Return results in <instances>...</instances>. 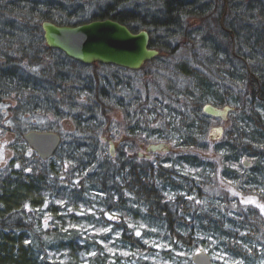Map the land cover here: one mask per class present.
Wrapping results in <instances>:
<instances>
[{
  "label": "trees",
  "instance_id": "obj_1",
  "mask_svg": "<svg viewBox=\"0 0 264 264\" xmlns=\"http://www.w3.org/2000/svg\"><path fill=\"white\" fill-rule=\"evenodd\" d=\"M92 8L100 11L89 16ZM106 19L149 32L160 54L199 40L200 68L176 67L188 87L153 99L149 91L144 99L117 97L116 77L88 76V66L43 38V22ZM6 103L15 104L14 125L33 113L71 130L48 161L25 143L26 130L9 142L0 171V264H193L200 250L212 264H264L260 211L213 194L223 180L264 206V0H145L142 7L135 0H0V106ZM206 105L233 109L216 141ZM115 111L124 141L113 158L102 137L118 122ZM5 123L0 110V141L10 132ZM162 143L171 152L140 158L141 146ZM103 228L110 230L98 233Z\"/></svg>",
  "mask_w": 264,
  "mask_h": 264
},
{
  "label": "water",
  "instance_id": "obj_2",
  "mask_svg": "<svg viewBox=\"0 0 264 264\" xmlns=\"http://www.w3.org/2000/svg\"><path fill=\"white\" fill-rule=\"evenodd\" d=\"M41 28L48 48L59 51L68 59L85 66L100 64L139 71L146 63L160 55L159 51L150 47L151 38L147 31L133 33L128 27L110 19L94 20L79 26H58L43 22ZM232 111L230 107L220 109L213 105H206L203 109L206 116L223 121H227ZM215 132L222 134L223 129L219 128ZM23 138L28 147L43 161L54 157L62 145V136L56 132L32 131L24 134ZM113 147L110 142V153L114 158ZM146 151L151 154L168 153L171 148L162 143L151 145ZM244 165L247 168L251 166L249 162H244ZM192 262L212 264L210 256L204 250L196 253Z\"/></svg>",
  "mask_w": 264,
  "mask_h": 264
},
{
  "label": "rangeland",
  "instance_id": "obj_3",
  "mask_svg": "<svg viewBox=\"0 0 264 264\" xmlns=\"http://www.w3.org/2000/svg\"><path fill=\"white\" fill-rule=\"evenodd\" d=\"M135 1L138 2L141 7L145 5V0H135ZM254 1L256 0H252V1L247 0L248 3ZM99 11L100 10H98V8H92L89 13V16H91L92 14H97ZM152 12L153 11H151V13ZM193 27L195 31L198 30V26H193ZM159 35L160 34H157L156 36L160 37ZM198 42L199 40L195 43H190V44L179 42L177 45L178 49L173 54H160L159 57L162 59L161 61L154 63L155 61L154 59L153 61H151L150 64L146 63L145 66L139 71H130V70L122 71V69L120 68L117 69V67L114 66L94 68L92 65V67L91 66L87 67L85 73L88 76H92L95 73V70H97V72H99L100 76L102 77H109V76L116 77L115 80L121 83L120 86L113 87L114 95L117 97L138 96L144 99L146 98V94L149 91L151 92L150 97L153 99L159 96L158 93H164V91L169 87H173L177 91L184 90L186 87H188L189 84L187 83L186 80H182V78L180 77L181 75L176 71V67L184 64L189 65L191 67L192 66L199 67L195 63L203 61L201 56L203 49L200 45L197 44ZM201 72L203 71L201 70ZM155 84H157V86ZM14 105H15L14 103H6L0 106V110L3 113V119L6 122L5 124L10 130V132L6 133V135H4V138L0 141V171L6 167V165L10 160L11 152L8 146H9V142L12 141L14 138L13 135L17 133L16 132L17 130L20 131L26 130V133L32 131L54 132V133L56 132L61 134L62 141L64 137L69 135L68 132L69 130H71V126L68 123L57 120L52 115L43 116L40 114H33V113L28 115L26 114L24 116H19L18 119L19 124L14 125L13 121L10 119V113H9V109L13 108ZM113 116H114V120L115 121L118 120V122L117 123L114 122V126L112 130L106 135H104L102 137V140L106 142L107 150L109 152H110V142L114 145L113 151L116 157L117 153L119 154L122 151L121 146L124 141V137L122 134V130H123L122 127L121 129L118 130L115 129L116 124L121 123V115L119 114V112L115 111ZM213 119H215L216 122H214V124L217 126L213 128L210 136L212 141H216L219 140L223 134H219V135L215 134V136L213 137L215 129L217 128L223 129L222 122L224 121L216 118ZM146 150L147 147L144 146L140 147L138 151L139 156L142 155V157L140 158L147 156H149L150 158V153H148ZM210 153L211 154H209V156L211 158L216 159L213 153L212 152ZM222 192H225L230 196L237 197L241 205L244 207L249 206L258 209L262 214V216L264 217V206H262L257 200L253 198L241 196L233 188L225 184L223 180H219L215 186L213 194L217 195Z\"/></svg>",
  "mask_w": 264,
  "mask_h": 264
},
{
  "label": "snow or ice",
  "instance_id": "obj_4",
  "mask_svg": "<svg viewBox=\"0 0 264 264\" xmlns=\"http://www.w3.org/2000/svg\"><path fill=\"white\" fill-rule=\"evenodd\" d=\"M30 171V170H29ZM172 197H169V199H171ZM59 203H63L62 201L61 202H59ZM25 207H27V205H25ZM69 211H71V209H69ZM101 211H103V210H101ZM78 214H81V215H83L84 214V212H83V210L80 212V213H78ZM115 217H114V214L113 215H110V216H108V219H114ZM49 219H51V217H49ZM71 227H75V225H72ZM130 227H131V225H130ZM63 231H68V229H62ZM110 229L109 228H103V229H99L98 230V233L99 232H108ZM136 235L137 236H140V232L139 231H136ZM145 243H147V241H145ZM154 247H157V248H160V247H164V248H167V246L166 245H164V246H161V245H159V244H154L153 245ZM109 251H111V249H109ZM126 254V253H125ZM235 264H239V262L237 261V262H235Z\"/></svg>",
  "mask_w": 264,
  "mask_h": 264
}]
</instances>
